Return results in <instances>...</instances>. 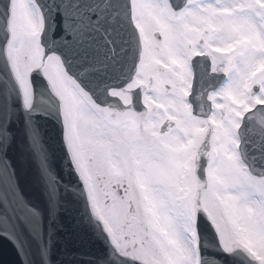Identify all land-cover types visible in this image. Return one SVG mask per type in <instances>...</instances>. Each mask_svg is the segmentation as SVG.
<instances>
[{"label":"snow or ice","instance_id":"snow-or-ice-1","mask_svg":"<svg viewBox=\"0 0 264 264\" xmlns=\"http://www.w3.org/2000/svg\"><path fill=\"white\" fill-rule=\"evenodd\" d=\"M5 241L264 264V0H0Z\"/></svg>","mask_w":264,"mask_h":264},{"label":"water","instance_id":"water-1","mask_svg":"<svg viewBox=\"0 0 264 264\" xmlns=\"http://www.w3.org/2000/svg\"><path fill=\"white\" fill-rule=\"evenodd\" d=\"M0 264H17L15 250L6 241L0 242Z\"/></svg>","mask_w":264,"mask_h":264}]
</instances>
